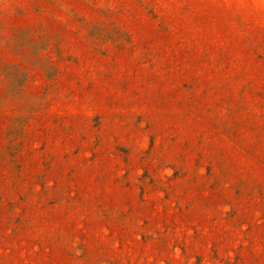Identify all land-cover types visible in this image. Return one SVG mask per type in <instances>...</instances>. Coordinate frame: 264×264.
Segmentation results:
<instances>
[{
	"label": "rangeland",
	"instance_id": "374dc122",
	"mask_svg": "<svg viewBox=\"0 0 264 264\" xmlns=\"http://www.w3.org/2000/svg\"><path fill=\"white\" fill-rule=\"evenodd\" d=\"M0 264H264V0H0Z\"/></svg>",
	"mask_w": 264,
	"mask_h": 264
}]
</instances>
